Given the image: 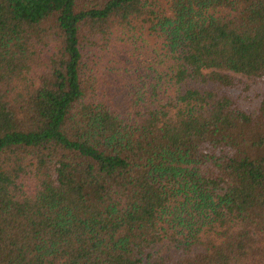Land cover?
<instances>
[{"label":"trees","instance_id":"16d2710c","mask_svg":"<svg viewBox=\"0 0 264 264\" xmlns=\"http://www.w3.org/2000/svg\"><path fill=\"white\" fill-rule=\"evenodd\" d=\"M0 264H264V0H0Z\"/></svg>","mask_w":264,"mask_h":264}]
</instances>
